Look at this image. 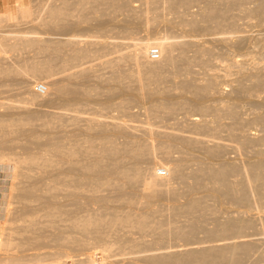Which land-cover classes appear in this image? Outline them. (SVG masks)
I'll use <instances>...</instances> for the list:
<instances>
[{
	"label": "bare ground",
	"instance_id": "6f19581e",
	"mask_svg": "<svg viewBox=\"0 0 264 264\" xmlns=\"http://www.w3.org/2000/svg\"><path fill=\"white\" fill-rule=\"evenodd\" d=\"M98 1L39 0L33 5H18L15 13L8 11L1 15L0 25L7 22L8 26L14 25L17 28L12 30L8 27L9 30L0 31L1 54L12 52L10 47L8 50L1 42L12 38L15 40L12 44H15L17 56L39 50L35 54L40 53V56L34 54L29 58L20 57L15 59L18 63L13 64L20 75L32 73L29 77L38 76L35 78L42 81L34 84L36 80H32L30 101L27 97L28 101L22 99L25 97L23 94L28 95V85L25 83L22 101L14 99L0 104L2 108L24 109L19 113L15 111L20 110L0 113V162L13 165L9 200L13 206L7 208L8 218L0 223V264H98L92 255L94 249L100 252L99 264H138L139 261H142L141 264H258L264 255L257 251L261 259H249L257 245L256 240H253L255 237L244 238L247 234L244 232L247 229L249 232L251 228L253 231L256 216L252 212L257 205L260 207L264 204L263 149L241 165L223 159L224 146L221 143L214 141L207 144L205 141L208 139L204 141L199 136H190V130L186 136L177 129L178 133L175 130L160 131L159 142L153 144V136L147 134L145 129L137 134L140 133L137 126H127L113 119L108 125H103L102 121L82 119L75 114L77 111L73 109L72 100L78 98L85 101L89 95L87 85L81 82L97 77L96 70L91 66H82L83 59L87 57L83 43H87L91 36L82 34L79 27L102 18L103 15H96ZM104 1L117 7L127 3V0L121 3L118 0ZM237 1L247 15L257 18L258 22L263 19L264 0L263 4L262 0H255L258 4L250 9H246L245 5L254 0ZM163 3L165 6L161 8V17L166 11L171 12V16L178 18L175 24L188 27L187 31H183L181 39L171 41L170 36L164 35L130 43L134 47L133 53L119 54L110 65L143 62L148 50L155 47L156 58L146 60L144 67L156 73L161 71L166 64L164 59L172 57L175 49H178L179 54L188 50L211 54L209 47L213 41L203 39L206 43H198L190 39L208 35L211 31L209 21H213L215 27L235 25L234 13L222 11L211 0H163ZM193 3L196 6L203 3V6L198 5L199 10L195 6L196 12L190 14ZM104 17L110 21V16ZM20 22L25 25L28 23L29 26L19 29ZM42 34L49 36L43 38ZM243 35L247 42L246 35ZM238 36L235 40L238 46L231 45L234 49L239 47L237 50L243 48L240 47L241 42L242 46H246L243 37ZM229 39L224 40L228 45ZM62 48L69 51L67 54L78 62V67L73 71L68 70L65 58L61 60ZM252 52L249 51L250 54ZM246 55L249 54L246 52ZM247 57L239 63L235 58H230L228 65L238 63L240 67L245 66ZM1 58L10 59L6 55ZM248 58L254 59V56L249 55ZM253 59L252 64L255 61ZM5 64L0 62V74L11 73L12 69ZM263 69L261 72L257 67H249L248 74L256 81L250 86L240 81L234 86V91L249 97L254 91L253 87L262 88ZM54 74L61 77L46 80L52 79ZM214 77L209 75L211 83L204 88L191 86L186 81L181 84L185 90L192 89L196 94L204 96L212 94L211 88L215 87L217 81ZM37 84L44 85L42 93L34 90ZM47 101L58 108L74 111V115L66 117L60 112L37 109L26 111L25 106L28 104ZM210 103L206 104L213 106ZM224 109L223 112L231 120L229 124L216 122L209 125L204 120H198L190 122V133L209 131L214 134L226 128L227 140L235 142V145H232L233 142L230 145L236 152L246 148L247 152L252 149H248L250 146L264 145V113L251 115V123L258 124L259 131L263 133L259 137H251L250 134L236 132L238 125L240 128L243 125L236 105ZM205 110V107L199 109L201 113ZM10 115H16L17 118L7 117ZM80 121L83 123L80 124ZM131 129L137 130V133ZM109 130L120 133L124 141L117 143L111 140L107 146L101 145L94 149V141L107 140ZM32 146L35 151L31 150ZM194 150L201 156L191 152H196ZM156 151L161 158L171 163L163 164L162 174L156 173L153 166ZM172 177L179 181L180 191L176 190L177 186H174L175 189L169 185L168 180ZM199 190L205 193L200 191V195ZM180 197L183 200L181 202L178 201ZM227 203L233 205L230 209H247L241 217L223 216L220 205L228 206ZM261 208H264L263 205ZM236 213L242 214L238 210Z\"/></svg>",
	"mask_w": 264,
	"mask_h": 264
},
{
	"label": "rangeland",
	"instance_id": "374dc122",
	"mask_svg": "<svg viewBox=\"0 0 264 264\" xmlns=\"http://www.w3.org/2000/svg\"><path fill=\"white\" fill-rule=\"evenodd\" d=\"M37 1L39 0H13L11 6L7 9V11H11L15 13L16 12L15 9L18 5H27V4L30 5V3L33 5ZM122 1L123 0H118L119 3H121ZM211 3L216 4L218 8L221 9L222 11H227V13L232 12V14L234 13L233 15L234 20L236 18L235 25L226 24L221 27H215V23L213 21H209V25L211 26V31L208 35H205L204 37L198 35L197 37L194 38L190 37V39H192L195 42L199 41L198 43H206L204 42V40L206 41L207 39L213 41L210 42V47H209L211 49V54L207 52L195 53L189 50L183 52L182 54H179L178 49H175L172 51V57H168L164 59L166 64L162 67L161 71L155 73L146 70V68L144 67V63L146 60H153L156 58L157 53L155 57H151L149 53L151 50L156 51L155 47H151L148 50L146 57H144L143 59V62H136V61L120 62L117 65H110L109 63L115 62L119 54L122 53L132 54L134 51L133 50L134 47H132L131 44L134 42H138L144 39H152L164 35L170 36L171 41L179 40V38L183 35V31H187L188 27L175 24L178 18L171 16L172 14L171 12L167 13L166 11L164 13V16L161 17L163 13L161 8L165 6L163 0H127V3L122 7L120 6L117 7L115 4L112 5L108 4L104 0L98 1L95 8V10L97 11L96 15L97 16L103 15L102 18L99 21L91 20L89 23L81 24L79 27V31H81L82 34L84 35L88 34L91 36V38L87 43L81 42V45L83 43V46H85L84 47L86 50L85 54L87 55V57L83 59V61L84 62L87 61V62L85 63L82 62L83 64L81 62L80 63L82 64V66H89V67L91 66L93 70H96L97 77L93 78V80L91 81L81 82L87 85L89 95L85 101L84 100L82 101L81 99L78 98L72 100L73 109L77 111V113L75 114L82 119L91 118L94 119V121L96 122L102 121L104 123L103 125H108L109 122L113 119L112 121L122 122L124 125L127 126L129 125L131 127L137 126L138 128L137 127L135 128H137L138 132L140 131V133H137L136 132L137 130L135 129H131V130L137 134H141L142 133L141 131L145 129L147 134H151L153 136V144H156L159 142L160 139L159 137L160 131L174 132V130L177 129L178 131L179 130L182 131V133H184L186 136L188 131L189 130L191 131L190 129L191 123L198 122V120L199 122H201V120H204L206 121L205 123L209 125H214L216 122L220 123L221 125L229 124L231 120L223 112L222 109L223 108L227 109L233 105H236V107L240 111L239 118L242 120L241 124H243L241 125V128L239 126L240 124L238 125V130L236 129V132L241 131L244 132L245 134H250L251 137L261 136L263 133L262 131H259L258 128L259 125L258 124L255 125L253 122L251 123L252 121L251 119L253 118V116L251 117V115H255V113L257 112L260 114L264 113L263 112L264 85H262V88L261 86H259V88L253 87L252 90L254 91H252V95H250L249 97H244L241 94L236 93L233 88L240 81L244 82L248 86H250L253 82L256 81V79L253 76L248 74L249 67L250 69L253 66L257 67L259 70H261V72H262V68H264L263 66L264 65V17L261 21L259 22L256 21L257 18L247 15L245 10H243L242 5H240L237 0H211ZM257 4L258 1L254 0L251 1V3L249 2L247 5H245V7L246 9H250L252 6H255ZM262 4H263V0H262ZM198 5L203 6V3L197 4V6L196 4H194L193 5L194 7L190 5L191 6L190 14L196 12L197 10L196 7L198 8ZM262 7L264 8V4L262 5ZM104 15L110 16V21L108 20L106 21ZM162 19H167V20L170 19L169 21L172 24L170 22L161 21ZM26 26H29L28 23L25 25L23 24V22H20L18 28L23 30L25 29ZM8 27L9 29L17 30V28L14 25L10 27L8 26L7 22H5L4 25H0V31L9 30ZM242 33L246 35V39H248L247 42L245 41L244 39L245 36ZM238 34L243 37L242 40H244L243 42H245L246 46L245 47L242 46V42H241L240 47H243L244 49L240 48L239 50H237V48L239 47L235 49L234 47H232V46H238L235 44L236 43L235 40H237L236 36L239 37ZM42 36L44 38L46 36H49V34H42ZM226 38H231L229 39L230 41L228 40L229 41L228 43L230 45L224 42ZM12 42L13 43L15 42L13 38L8 41L5 40L4 42V47H7L8 50L10 47L12 52H8L6 54L2 53L3 55L8 56L10 59L6 60L1 58V56L3 55L0 52L1 64L4 65L6 63L8 67L12 69V71L10 70L11 73L9 74H2V73L0 74V102H2L0 104L12 102L14 99L17 100L19 99V101H22V99L27 100L28 98V100L30 101L29 94L32 91V85H33L32 80L33 79L36 80L34 84L40 83L42 81V79L35 78L38 76L29 77V75L32 74L29 73L30 71L28 72L29 75H23V74L20 75L21 73H18V71L16 70L17 68H15L16 65L15 62H17L15 61V59L20 57H27V58L32 57V55H34L35 52H39V50L24 52L21 53L22 54L21 56L19 54L18 57L16 51L14 50L15 44H12ZM208 42L209 41H207V43ZM232 42L234 43L232 44ZM61 50H62L60 52L61 60H64L65 58L66 59L65 62L68 66V70L73 71L76 67H78L77 65L78 62L72 59L68 55L69 51L66 50L64 51L63 48ZM252 50H254V52H252ZM249 51L250 53L252 52V54H250ZM246 52L247 54L254 56V59L253 58L249 59L248 58L249 55L245 56ZM254 53L256 54L254 55ZM35 56L37 57L40 56V53L35 54ZM245 57H247L245 64L242 63V65L244 64L245 66L240 67V64L238 63L244 61ZM230 58L232 59L235 58L234 60H236L238 63L228 65V61H229L228 59ZM251 59H253V61L255 60L254 64L251 63L252 62ZM217 62L219 63L217 64ZM20 64H22V62H20ZM13 69H15L16 71H14ZM59 74L57 75L54 74L51 77L52 79L47 78L46 80L50 81V80L58 79L61 77V76L59 77ZM209 75L211 77L215 76L213 79L217 80V81L215 80L216 81L215 87L211 88L210 92L212 94L203 93L204 96H200L199 94H196L194 91H192V89L185 90L182 87L181 82L186 81L191 86H200L201 88H204L209 83H211V81L208 79ZM55 76L58 77L56 78ZM26 80H28V82H26ZM25 83H27L28 85L27 86L28 95L22 93L24 92L23 85ZM109 87H110V94L108 93ZM19 89L23 91H19ZM22 94L25 97H23ZM209 95H211V97H207ZM21 97L23 98L21 99ZM209 100L211 101V103H213V106L211 107L206 104V103H210ZM34 105L28 104L26 106L25 105H21V106H25L26 111L37 109L43 111L47 110V111L60 112L65 114L66 117L70 115H74L73 113L74 111L72 112L71 110L58 108L57 105L55 106V104L50 103V101H47L46 103L42 102V104L38 103ZM201 107L206 108L205 112L201 113L199 111ZM15 110H20V111H15ZM22 110L24 109L0 107V113H2V111L4 112L2 114H5V112L6 114L14 113V111L19 113L22 112ZM252 111L253 112L256 111V112L253 113ZM12 116L13 115L7 117L10 118ZM13 117L17 118L16 115ZM247 119H249V121ZM243 120L245 122H248L246 123L247 125ZM82 123L83 121H80V124ZM220 130L221 131H217L214 134L209 131H201L199 132V134H197L198 131H193V133L192 132L190 133L189 131L188 134H190V136L191 134L196 137L199 136V138H202L204 141L208 139V141L207 140L205 141L207 144H211L214 141L221 143L224 146L222 153L224 155L221 154L222 157H224L223 159L227 158L229 161L230 160L236 161L238 162V164L241 165L245 163V160L246 162L250 161L249 160L251 159L250 157L253 158L256 152L257 153L259 151L261 152L262 149H263L262 153L264 152L263 144L257 146L253 145L254 147L250 146L248 147V149L250 148L252 149L248 150L247 152H246L247 148L244 150L245 152L243 150H239L236 152L235 149L233 148L235 151L234 152L231 146L235 145V142L232 141L234 143L232 144V142H229L230 141L229 139L227 140L228 129L222 128ZM108 135L109 137L107 140L101 141L96 139L94 141L95 144L94 149L101 145L107 146L109 144V141L111 140H115L117 143L124 141V138L120 137V133L116 131L109 130ZM202 135L204 136L202 137ZM149 140L152 141L150 138ZM31 150L35 151L33 146ZM240 151L243 152L240 153ZM191 152L195 153V155L197 154V156H201V154L197 151H196L197 153L193 151ZM155 153H156V160L153 163V166L155 167L156 173L162 174L161 172H163V164L170 165L171 163L169 162L168 159L161 158L157 154L158 153L157 151ZM173 156H175V154ZM227 159L226 161H228ZM12 171H13V165L11 163L0 162V223L1 224L5 221V219L8 218L7 208L8 207L11 208L13 206L12 204H9V200L11 201L10 186L12 180ZM177 181H178L177 179L172 177L168 180V183H170L169 184L170 186L172 185L173 187L177 186L178 189H176L175 187L174 188L177 191H180L179 188L180 185L178 184L179 181L178 183ZM200 191L201 190H199L198 193H200ZM201 193H205V192L201 191ZM201 193L200 195H202ZM190 194L191 193H189L188 196ZM181 197L178 200L180 202L183 201ZM227 204L228 206H226V204L220 205L223 216L233 215L234 218L235 216L241 217L243 216V212H245V210L247 209V208L244 209L245 207H242L243 210L241 209V207H235L236 209L235 208L230 209V207H233V205L231 206V204L229 203ZM262 205L264 207V204ZM262 205L260 207H257L259 206L257 205L256 208H254L256 210L257 208L262 209V210L259 209L260 212L259 210L258 211L254 210L252 212V214L254 213L253 215L256 216L254 218L256 225L254 226L256 228L254 227L255 229L253 228V231L251 230L252 228L249 229V232L247 231L248 230L247 229L246 232H244L245 234L246 233L248 234V235L246 234V236H244L245 234L242 233L244 234L243 235L244 238H248L249 236V238L255 237L253 240H256L257 249L256 251H254L253 254H251L252 258H249L251 259V261L252 259L257 261L258 258L261 259L259 257L261 255L259 253L260 251L264 255L263 253L264 208H261ZM237 210L238 212L239 211L242 212V214L240 215L237 214L236 213ZM247 211L246 213H248ZM259 227H261V229H259ZM256 229L257 230L259 229L260 233L258 232L259 230L256 232ZM257 236L259 237L257 238ZM92 255L96 263L99 264L101 260L100 252L94 249ZM263 260L264 258H262L261 262L259 260V263L264 264ZM137 263L141 264L142 261L141 262L139 261Z\"/></svg>",
	"mask_w": 264,
	"mask_h": 264
},
{
	"label": "crops",
	"instance_id": "0c3cea01",
	"mask_svg": "<svg viewBox=\"0 0 264 264\" xmlns=\"http://www.w3.org/2000/svg\"><path fill=\"white\" fill-rule=\"evenodd\" d=\"M12 2H13V0H0V17L2 14L4 15V13H6V14L8 13L7 9L11 6ZM0 19H2V17ZM0 39H1V37H0ZM1 42L4 45L5 40L1 41Z\"/></svg>",
	"mask_w": 264,
	"mask_h": 264
},
{
	"label": "built area",
	"instance_id": "2783aa9c",
	"mask_svg": "<svg viewBox=\"0 0 264 264\" xmlns=\"http://www.w3.org/2000/svg\"><path fill=\"white\" fill-rule=\"evenodd\" d=\"M150 56L151 57H155L156 56V51L155 50H151L150 52ZM34 90L38 93H42L44 91V85L43 84H37L36 86H34Z\"/></svg>",
	"mask_w": 264,
	"mask_h": 264
}]
</instances>
